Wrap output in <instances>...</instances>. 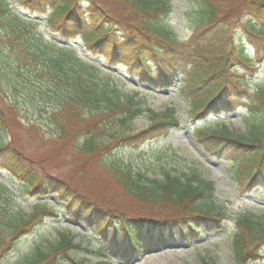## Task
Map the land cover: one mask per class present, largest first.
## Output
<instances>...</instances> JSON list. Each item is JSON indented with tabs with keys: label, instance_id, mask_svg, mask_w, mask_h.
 I'll use <instances>...</instances> for the list:
<instances>
[{
	"label": "trees",
	"instance_id": "obj_1",
	"mask_svg": "<svg viewBox=\"0 0 264 264\" xmlns=\"http://www.w3.org/2000/svg\"><path fill=\"white\" fill-rule=\"evenodd\" d=\"M119 1L133 17L124 27L125 32L94 0H0V62L14 63L12 75L40 74L54 95L52 102L37 100L30 104L39 116L48 115L47 131L39 120H34V114L30 116V111L25 116L31 119L25 120L15 104L9 110L16 112L13 119L18 129L32 133L44 148L58 146L60 155L69 139L71 153L77 154L84 166L99 160L105 176L126 196L147 209L159 210L160 205L167 204L175 209L169 216L174 219L157 220L152 213L148 214L153 218L148 219L147 213L133 217L112 208L103 210L72 181L57 178L46 169L39 171L16 146L2 141L3 135L13 134L7 128L9 105L0 85V170L20 193L35 201L31 213L16 212L7 229L0 227V257L15 253L17 243L47 220L60 219L57 210L99 237L100 256L111 252L126 264L141 253L144 245H161L165 231L187 243L194 242L203 234L221 233L227 220L221 209L215 211L206 205L215 197L214 183L194 172L186 175L168 170L163 180H158L134 171L131 162L118 156L117 143L140 148L180 129L182 122L172 113L174 110H168L160 119L156 116L137 134L115 139V144L101 141L100 135L109 126H126L141 116L145 103L137 93L122 94L118 83H124L123 79L117 83L112 79L115 75L82 59L75 47L58 41L80 40L86 54L100 57L109 67L123 65L129 76L152 90H175V82L180 80L176 92L186 101L189 117L196 122L234 114L244 106L251 116L245 136H236L226 126L192 127V136L208 156L229 162L230 172L244 193L254 187L264 189V86L248 94L233 85L235 81L245 87L246 80L237 74L254 75L264 62V54L263 61L256 63L244 47V39L251 46L264 47V0H193L188 14L192 36L186 43L166 22L172 11L167 0ZM232 87L238 88L234 93L242 90L237 97L231 93ZM44 93L41 91L43 98ZM4 186L0 185V208L10 198ZM50 196H56L57 202L53 209H46L47 202L42 201ZM234 224L230 240L236 263L262 260L264 217L248 211L238 215ZM80 248L71 233H61L53 243L35 247L22 256L19 264H90L73 257L72 253Z\"/></svg>",
	"mask_w": 264,
	"mask_h": 264
},
{
	"label": "rangeland",
	"instance_id": "obj_2",
	"mask_svg": "<svg viewBox=\"0 0 264 264\" xmlns=\"http://www.w3.org/2000/svg\"><path fill=\"white\" fill-rule=\"evenodd\" d=\"M94 1L98 6L104 8V11L114 19L116 25L120 23L117 26L118 29L125 32L126 29L124 27L131 20L133 21V17L123 3L119 0ZM167 1L171 4L172 11L165 18L166 22L175 30L176 37L180 41H187L191 37L192 22L188 14L193 9V0ZM234 5L236 8L237 3H234ZM237 15H239V12H237ZM46 34L49 35L48 33ZM57 43L63 45L59 41ZM245 44H247V51L252 59L256 63L262 62L263 58L261 56L264 54L263 45L256 44L255 46H251V48L244 39ZM70 45L79 46L77 42H72ZM77 52L82 59H87L90 63L101 67L102 70L108 71L100 59L89 57L86 53L85 56L81 48H78ZM15 68L14 63L13 65H4L0 62V85L6 92L9 105L6 113V121H9L7 128L9 127L10 133L13 134V136L10 134L3 135V142H11L16 146L23 156L33 160L39 171L46 169L57 178L72 181V185L75 188H78L79 191L103 210L112 208L119 212L129 213L133 217H141L142 213H147L146 217L148 219L153 218L148 213H152L157 220L172 218L169 216L173 215L172 213L175 209L167 204L160 205L159 210L153 207L147 209L126 196L119 185L105 176L99 166V160H97V164L91 163L84 166L85 162L82 159L78 160V155L74 152L71 153L69 139L66 144L67 146L61 147L62 152L59 155L60 147L56 146L55 149L51 148L54 146L44 148L40 139L33 138L32 133L19 130V124L14 120L16 119L14 115L16 112L13 109L9 110L10 107L15 104L25 120L31 119L25 116V113L30 111V116L34 114V120H39L47 131V129L49 130L47 127L49 123L47 120L48 115L39 116L38 111L34 110L30 104L35 103L37 100L46 101V103L52 102L54 95L48 88V82L40 74L30 76L29 73L23 72L12 75L11 73ZM110 73L115 75L112 79L116 82L119 78L123 79L124 83L117 82L123 95L135 96L137 93L143 99L145 112L126 126H109L100 135L101 141L106 144L110 142L114 143L115 139L137 134L148 128L153 120H156V116L160 119L169 113L168 110H174L172 113L177 116L178 120L183 122L181 129L174 131L169 137L159 138L140 148H127L117 143L116 147L119 149L118 156L123 158L125 162H131L134 171L141 172L148 177L158 180H163L164 172L168 170L175 172V174L185 173L186 175L194 172L200 175L203 180L215 183L216 196L206 205L212 206L215 211L221 209L227 217L225 229L221 233L204 234L194 242L187 243L178 237H172L169 232L165 231L162 234L165 240L161 245H154L150 248L143 246L141 253L129 264H237L230 240L235 231L234 220L238 215L248 211L264 217V189L259 191L260 194H256L255 188L248 193H244L238 187L236 180L230 172L231 166L229 162L208 156L194 142L192 131L189 127L204 125L218 128L226 126L236 136H245L248 133L247 122H250L251 116H249L245 107L242 106L234 115L211 117L205 122H196L194 118L189 117V108L186 101L176 92L180 87V80L175 82L174 87L176 90L160 89L152 91L136 78L129 76L124 66H118V68L113 69ZM230 73L232 74V72ZM237 77L244 78L246 85L242 87L235 81H233V85H237L248 94H253L258 87L264 86V64L258 67L255 75L250 72H242L241 74H237ZM233 87L231 93L237 97L242 90H236L237 92L234 93V89L238 88ZM43 90L46 92L44 93V98L41 95V91ZM244 92H242V95ZM47 110L50 111L51 108ZM21 126L25 125L21 123ZM70 135H73L72 130ZM2 183L7 185L4 186V191L10 197L0 208V227L3 230L8 228L13 214L16 212H21L22 215L31 213L32 209H34L33 203L35 201L27 198L26 194L20 193L17 185L0 170V185ZM45 202H48L45 205L46 209H53L57 198L53 196L46 201H42V203ZM200 204L203 203L199 202L198 205ZM60 215L62 219L47 220L44 226L38 228L30 236L21 239L17 243L16 252L11 255L8 254L6 257H0V264H19V259L30 253L35 247L44 248L47 244H51L58 239L59 234L66 232L71 233L74 236L75 243L81 246L80 249L72 253L76 261L97 264L99 262L106 263L108 262L107 258H109L108 264H123L111 252L107 256H100L97 253L98 246L100 245L99 237L91 230L79 226L66 218L65 212L61 211ZM176 220L181 222V218H177ZM68 264L73 263L69 262ZM251 264H264V259Z\"/></svg>",
	"mask_w": 264,
	"mask_h": 264
}]
</instances>
